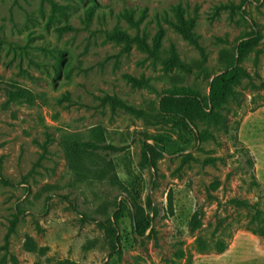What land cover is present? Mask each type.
<instances>
[{
	"label": "rangeland",
	"instance_id": "374dc122",
	"mask_svg": "<svg viewBox=\"0 0 264 264\" xmlns=\"http://www.w3.org/2000/svg\"><path fill=\"white\" fill-rule=\"evenodd\" d=\"M180 17L194 22L207 71L165 70L171 47L186 62L201 56ZM116 32L151 47L162 33L160 58L118 44ZM250 37L258 42L235 61L238 79L214 120L187 127L158 113L173 87L207 99ZM11 86L33 100L9 102ZM94 128L126 148L87 161L117 185L79 182L68 167L61 138L92 139ZM144 139L166 140L155 166ZM0 173L14 183L0 181V264H264L261 225L239 204L264 211V0H0ZM119 183L139 190L151 220L143 237ZM116 211L113 250L103 223Z\"/></svg>",
	"mask_w": 264,
	"mask_h": 264
},
{
	"label": "trees",
	"instance_id": "16d2710c",
	"mask_svg": "<svg viewBox=\"0 0 264 264\" xmlns=\"http://www.w3.org/2000/svg\"><path fill=\"white\" fill-rule=\"evenodd\" d=\"M52 4L56 7L55 3L52 2ZM90 18L91 12L87 15V20L89 21ZM178 22V30L182 36L199 48L197 40L192 32L194 22L185 20L183 17H180ZM114 40L118 44L136 45L141 52L160 58L159 53L161 48L162 33H160L155 40L153 47L149 46L139 37H130L118 32L115 33ZM257 42L256 37H250L237 45V57H235V55L230 57V61L224 67L223 73L220 76L214 77L211 82L210 92L207 99H202L199 92L194 89L186 87H173L163 93L158 113L162 115L163 118H177L181 124L186 125L187 127L193 125L196 118L214 120V109L227 100L231 93L232 84L238 79L239 70L234 67L235 61L240 62L248 50L254 47ZM199 50L201 55L200 59H192L186 62L180 58L176 48L171 47L169 50V56L162 60L165 70L170 72L174 69H179L184 73H190L197 69L207 71L205 67V50L203 48H199ZM227 56L226 51H221L220 60L222 63L227 62ZM8 100L9 102H31L33 100V95L29 90L11 86L8 90ZM91 133L93 138L88 140L82 139L80 135L77 134H67L61 138V147L64 151L68 167L79 182L89 181L91 183H102L107 182L108 180L110 184L117 185L119 181L115 175L107 179L105 170L96 171L87 163V161L92 156L94 157L97 152L123 153L126 151V148L105 144L103 141V131L100 128H94ZM146 140L147 139L143 140V153L146 157V162L149 166H155L158 158L166 152H169L168 146L165 142L166 140H156L152 145ZM0 181L7 185H14L12 181L7 179L1 173ZM119 184L136 210V218L133 221L132 228L133 232L135 235L143 237L151 225V220L149 217L144 216L143 209L137 205L136 198L138 195L136 191L139 190H136L132 185ZM239 204L254 210V221L260 223L264 236V211L256 206L249 205L246 202H239ZM121 214L122 211H116L114 215L108 216L103 223L104 226L114 232V235L111 236V246L113 250H116V248L120 245V237L117 238L115 236V222H118ZM93 222L96 221L94 220ZM195 224L199 225V220L196 217Z\"/></svg>",
	"mask_w": 264,
	"mask_h": 264
}]
</instances>
